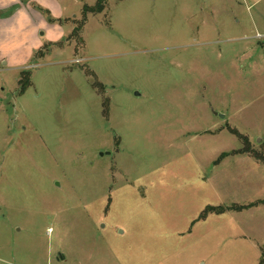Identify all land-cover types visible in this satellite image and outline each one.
Wrapping results in <instances>:
<instances>
[{"label": "rangeland", "instance_id": "rangeland-1", "mask_svg": "<svg viewBox=\"0 0 264 264\" xmlns=\"http://www.w3.org/2000/svg\"><path fill=\"white\" fill-rule=\"evenodd\" d=\"M73 1L0 66V264H260L264 0Z\"/></svg>", "mask_w": 264, "mask_h": 264}, {"label": "crops", "instance_id": "crops-1", "mask_svg": "<svg viewBox=\"0 0 264 264\" xmlns=\"http://www.w3.org/2000/svg\"><path fill=\"white\" fill-rule=\"evenodd\" d=\"M68 10V0H0V66L26 70L42 48L62 42Z\"/></svg>", "mask_w": 264, "mask_h": 264}, {"label": "trees", "instance_id": "trees-1", "mask_svg": "<svg viewBox=\"0 0 264 264\" xmlns=\"http://www.w3.org/2000/svg\"><path fill=\"white\" fill-rule=\"evenodd\" d=\"M103 8H102V6H99L96 10L93 8V7H86L85 8V13H84V15L86 16L87 15V12H89V11H94V12H99V11H101ZM79 29H81V28H79ZM78 29V30H79ZM78 30H77V32H78ZM39 53V52H38ZM23 73H24V71H23ZM21 83H23V90H26V88L27 87H29L30 85H31V82H30V78H27L26 79V81L24 82V81H22ZM240 209H244V208H240ZM215 210H217L219 213H223V212H225L226 211V209L224 208V207H215V206H207V208L204 210V212L202 213V216L203 217H206L207 216V214L209 213V212H212V211H215ZM260 264H264V259H262L261 261H260Z\"/></svg>", "mask_w": 264, "mask_h": 264}]
</instances>
